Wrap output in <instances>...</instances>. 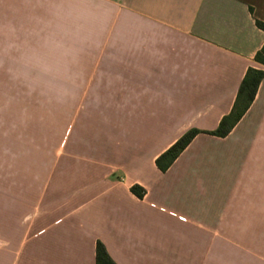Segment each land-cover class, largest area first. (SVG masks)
<instances>
[{
    "label": "crops",
    "instance_id": "1",
    "mask_svg": "<svg viewBox=\"0 0 264 264\" xmlns=\"http://www.w3.org/2000/svg\"><path fill=\"white\" fill-rule=\"evenodd\" d=\"M256 20L264 0H0V264H95L97 242L115 264H264V79L226 136L206 133L264 70ZM52 39L75 42L73 107L56 144L20 150V57L49 75Z\"/></svg>",
    "mask_w": 264,
    "mask_h": 264
},
{
    "label": "rangeland",
    "instance_id": "2",
    "mask_svg": "<svg viewBox=\"0 0 264 264\" xmlns=\"http://www.w3.org/2000/svg\"><path fill=\"white\" fill-rule=\"evenodd\" d=\"M74 45V41L52 39L49 75L46 73V64L43 74L42 57H20L18 78L20 150L58 142L59 130L69 119L70 107H73L61 106L59 102V68L61 60L65 62L69 59L62 58L59 54L64 52V48H73ZM31 84L36 87H27ZM32 98L35 103L32 102Z\"/></svg>",
    "mask_w": 264,
    "mask_h": 264
},
{
    "label": "trees",
    "instance_id": "3",
    "mask_svg": "<svg viewBox=\"0 0 264 264\" xmlns=\"http://www.w3.org/2000/svg\"><path fill=\"white\" fill-rule=\"evenodd\" d=\"M256 26L264 31V22L256 20ZM254 61L264 66V43L260 50L254 56ZM264 79V70L249 67L238 87L236 98L231 111L221 118L218 127L211 132H206L218 137L226 136L232 127L242 117L249 105L254 99L259 83ZM199 133L196 129L188 130L178 140H176L168 149H166L155 160V165L161 172H165L178 155L185 149L190 141ZM131 192L137 197H142L144 190L137 185L130 188ZM95 264H115L108 255L104 245L97 242L95 245Z\"/></svg>",
    "mask_w": 264,
    "mask_h": 264
}]
</instances>
